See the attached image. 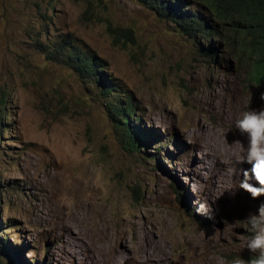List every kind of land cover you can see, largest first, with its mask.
Masks as SVG:
<instances>
[{
  "label": "rangeland",
  "instance_id": "rangeland-1",
  "mask_svg": "<svg viewBox=\"0 0 264 264\" xmlns=\"http://www.w3.org/2000/svg\"><path fill=\"white\" fill-rule=\"evenodd\" d=\"M45 31L82 41L133 97L131 126L149 137L138 150L103 88L38 53ZM198 50L135 0H0V239L21 247L15 264H216L217 256L231 264L254 255L245 218L264 196L239 188L251 165L228 160L247 147L235 123L262 107L261 93L242 67L223 64L222 49L214 62Z\"/></svg>",
  "mask_w": 264,
  "mask_h": 264
},
{
  "label": "clouds",
  "instance_id": "clouds-1",
  "mask_svg": "<svg viewBox=\"0 0 264 264\" xmlns=\"http://www.w3.org/2000/svg\"><path fill=\"white\" fill-rule=\"evenodd\" d=\"M161 6L170 7L174 13L170 16L184 20L185 27L191 28V34H186V37L194 39L195 45L199 46L198 51L210 46L216 55L218 49H222L226 55L223 64L229 66L232 61L242 67L249 87L254 86L261 93L259 102L262 107L242 109L244 112L235 123L239 133L247 138V147L232 153L228 160V163L251 165L250 169L242 170L239 188L251 199L258 200L264 196V0H166L157 8ZM164 20L174 26V23ZM255 68L261 70L257 84L249 78V70ZM196 205L198 214L213 218L214 209L209 205ZM245 219L252 233L246 247L254 255L247 261L236 258L231 264H264V202ZM215 260L216 264H227L223 257L217 256Z\"/></svg>",
  "mask_w": 264,
  "mask_h": 264
},
{
  "label": "trees",
  "instance_id": "trees-1",
  "mask_svg": "<svg viewBox=\"0 0 264 264\" xmlns=\"http://www.w3.org/2000/svg\"><path fill=\"white\" fill-rule=\"evenodd\" d=\"M140 6L152 10L158 17L167 19L174 23V26L180 31V33L191 34V28L185 27L184 20L173 19L170 15H173V10L167 6H161L157 8L161 3L166 0H135ZM167 5V3H166ZM90 12V11H89ZM187 26V25H186ZM126 29H121V36L125 35ZM229 40H232L229 38ZM120 41V39H119ZM82 41L72 38L70 34H59L56 36H48L47 32H44L43 41H36L37 51L41 54L45 60L54 64L67 68L74 75L84 83L96 84L100 88H103L101 95L106 102L108 112L115 117L116 122L120 124L118 126L119 132L127 141L129 149L138 150L141 145H144V141L149 139L148 135L136 126H131L130 119L134 118L135 106L133 97L126 92L119 91L120 87L115 86L114 80L106 72V67L103 65L100 58L86 45L81 44ZM83 43V42H82ZM121 46H125L124 44ZM201 46V45H200ZM203 47V46H201ZM211 47L202 48V54L206 61L214 62L215 53L210 49ZM261 77V70L255 68L249 70V78L256 83ZM257 84V83H256ZM5 102L3 95L0 97V134L4 125L5 117ZM134 121H137L134 119ZM20 246H13L10 243H5L0 239V254H5L9 264H15L13 261L18 259ZM252 256L248 257V260ZM35 264H39L36 262Z\"/></svg>",
  "mask_w": 264,
  "mask_h": 264
},
{
  "label": "bare ground",
  "instance_id": "bare-ground-1",
  "mask_svg": "<svg viewBox=\"0 0 264 264\" xmlns=\"http://www.w3.org/2000/svg\"><path fill=\"white\" fill-rule=\"evenodd\" d=\"M218 137H219V136H218ZM224 138H225V136H224ZM56 184H57V183H56ZM56 184H55V185H56ZM59 184H60V183H59ZM61 184H62V183H61ZM51 185H52V184H51ZM57 185H58V184H57ZM57 185H56V186H57ZM62 185H63V184H62ZM53 186H54V184H53ZM61 187H62V186H61ZM61 187H59V188H61ZM53 189H54V188H53ZM53 189H51V190H53ZM56 189H58V188L56 187ZM56 189H55V190H56ZM76 190H77V189H76ZM56 191H57V190H56ZM60 191H61V190H60ZM60 191H59V192H60ZM52 193H53V192H52ZM61 193H62V192H61ZM54 195H55V194H54ZM54 195H53V196H54ZM70 195H72V194H70ZM57 196H58V194H57ZM75 196H76V195H75ZM51 197H52V195H51ZM55 197H56V196H55ZM51 199H52V198H51ZM55 207H56V206H55ZM56 209H57V207H56ZM57 212H58V213L60 212V209H59V208L57 209ZM79 215H80L82 218H87L88 213H86V212H85V213H79ZM88 219H89V218H88ZM82 220H84V219H82ZM84 221H85V220H84ZM84 221H83V222H84ZM61 226H62V225H61ZM88 226H89V225H88ZM73 228H74V227H73ZM98 228H99V227H98ZM70 231H71V230H70ZM66 233H67V232H66ZM116 239H117V238H116Z\"/></svg>",
  "mask_w": 264,
  "mask_h": 264
}]
</instances>
